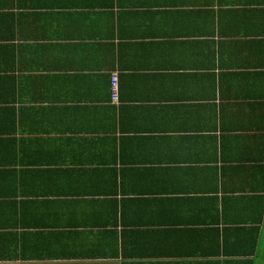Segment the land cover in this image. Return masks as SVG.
Masks as SVG:
<instances>
[{"label": "crops", "instance_id": "obj_1", "mask_svg": "<svg viewBox=\"0 0 264 264\" xmlns=\"http://www.w3.org/2000/svg\"><path fill=\"white\" fill-rule=\"evenodd\" d=\"M0 264H264V0H0Z\"/></svg>", "mask_w": 264, "mask_h": 264}, {"label": "built area", "instance_id": "obj_2", "mask_svg": "<svg viewBox=\"0 0 264 264\" xmlns=\"http://www.w3.org/2000/svg\"><path fill=\"white\" fill-rule=\"evenodd\" d=\"M111 88H112V98H113V101L117 103L119 101V90H120V87H119V77H118L117 74H115L112 77V80H111Z\"/></svg>", "mask_w": 264, "mask_h": 264}]
</instances>
